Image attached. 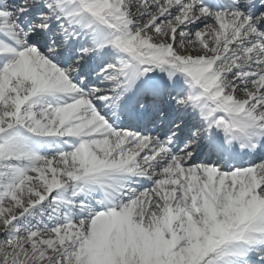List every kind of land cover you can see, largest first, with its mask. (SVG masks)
<instances>
[{
  "label": "snow or ice",
  "instance_id": "1",
  "mask_svg": "<svg viewBox=\"0 0 264 264\" xmlns=\"http://www.w3.org/2000/svg\"><path fill=\"white\" fill-rule=\"evenodd\" d=\"M0 264H264V0H0Z\"/></svg>",
  "mask_w": 264,
  "mask_h": 264
}]
</instances>
